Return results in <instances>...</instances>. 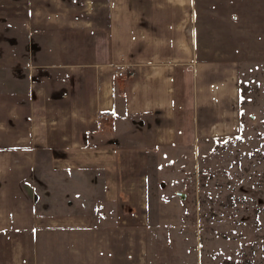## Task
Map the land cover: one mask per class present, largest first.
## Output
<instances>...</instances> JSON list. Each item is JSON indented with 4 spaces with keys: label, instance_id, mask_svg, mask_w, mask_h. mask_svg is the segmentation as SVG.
Masks as SVG:
<instances>
[{
    "label": "crops",
    "instance_id": "crops-1",
    "mask_svg": "<svg viewBox=\"0 0 264 264\" xmlns=\"http://www.w3.org/2000/svg\"><path fill=\"white\" fill-rule=\"evenodd\" d=\"M21 9L22 30L37 37L24 41L20 65L0 57V233L88 255L100 236L93 223L141 221L152 169L182 140L180 119L232 104L233 24L250 30L264 0H24Z\"/></svg>",
    "mask_w": 264,
    "mask_h": 264
},
{
    "label": "rangeland",
    "instance_id": "rangeland-1",
    "mask_svg": "<svg viewBox=\"0 0 264 264\" xmlns=\"http://www.w3.org/2000/svg\"><path fill=\"white\" fill-rule=\"evenodd\" d=\"M23 1L0 0V57L19 65L24 41L37 37L22 30ZM253 24H233L232 104L180 119L182 140L152 169L141 221L93 223L100 236L88 255L0 233V264H264V14Z\"/></svg>",
    "mask_w": 264,
    "mask_h": 264
},
{
    "label": "built area",
    "instance_id": "built-area-1",
    "mask_svg": "<svg viewBox=\"0 0 264 264\" xmlns=\"http://www.w3.org/2000/svg\"><path fill=\"white\" fill-rule=\"evenodd\" d=\"M125 70L123 68V66H117L114 70H113V74L116 77H123L125 76ZM97 120H101V121H105L109 118V114L107 112H98L96 115Z\"/></svg>",
    "mask_w": 264,
    "mask_h": 264
}]
</instances>
